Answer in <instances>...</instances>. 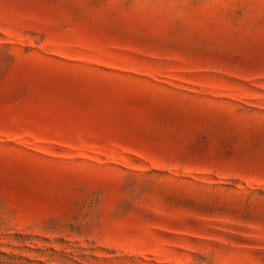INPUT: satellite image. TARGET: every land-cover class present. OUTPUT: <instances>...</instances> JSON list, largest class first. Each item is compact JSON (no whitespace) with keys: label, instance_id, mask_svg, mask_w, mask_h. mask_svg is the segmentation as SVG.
<instances>
[{"label":"rangeland","instance_id":"374dc122","mask_svg":"<svg viewBox=\"0 0 264 264\" xmlns=\"http://www.w3.org/2000/svg\"><path fill=\"white\" fill-rule=\"evenodd\" d=\"M0 264H264V0H0Z\"/></svg>","mask_w":264,"mask_h":264}]
</instances>
